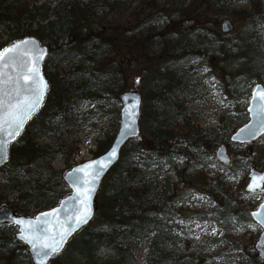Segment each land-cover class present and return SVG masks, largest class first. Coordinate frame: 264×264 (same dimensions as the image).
<instances>
[{"label":"trees","instance_id":"16d2710c","mask_svg":"<svg viewBox=\"0 0 264 264\" xmlns=\"http://www.w3.org/2000/svg\"><path fill=\"white\" fill-rule=\"evenodd\" d=\"M246 1L250 2L245 13L250 27L241 33L239 41L242 46L245 44L249 79L262 81L264 56L256 50L254 36L255 30L264 25V8L262 0ZM187 2L166 0L167 6L177 8L182 18ZM116 4L112 0L88 3L80 0L42 3L39 0H0V40L7 35V39L0 42V50L11 41L28 35L38 37L49 47L43 65L49 82L43 107L11 145L10 160L0 169V191L18 192L13 202L0 197V206L6 201L17 214L29 215V208L38 206L40 197L47 199L46 208L53 207L57 201L55 198L50 201V197L59 201L69 192L62 180L64 172L54 170L52 164L59 154L67 164L73 158L79 149L82 128L91 119L88 114L96 110L81 112L77 110L78 103L104 98L115 102V108L101 111L108 117L114 116L116 122L112 133L97 140L94 157L110 148L120 122V95L128 90L124 80L133 71L131 56L135 54L132 51L135 40L144 48L149 60H153L155 47L160 48L157 53L163 52L168 58L150 75L151 88L142 94L145 103L140 136L123 148L119 161L105 177L98 194L96 223L91 222L81 229L49 264H140L135 251L142 245H147L146 264L181 263L175 247L186 233L178 218L180 206L185 205L187 199L185 195L170 193L172 186L166 174L176 168L182 156H186L183 169L211 165L205 158L200 159L198 151L212 137L213 131L193 125L189 115V103L196 98L192 89L195 73L190 74L194 46L190 45L188 50L183 46L168 55L166 43L153 30L154 20L159 22L161 15L152 20V27L138 32L135 37L124 34L119 25L109 27L97 22L104 13L114 10ZM121 43L123 51H127L123 59V53L118 51ZM211 43L215 48L225 46L223 41ZM196 48L201 50L200 46ZM242 116L247 118L246 111ZM250 160L264 167V148L261 155ZM72 166L68 164L69 168ZM46 170L49 176L43 179ZM208 184L211 193L216 192L221 206H209L198 217L200 220L211 217L228 233L232 224L240 223L241 215L222 203L228 195L223 176ZM244 216L252 222L248 214ZM4 226L0 225V264H4L7 250L16 245L24 247L1 234ZM252 250L254 247L250 246L242 255L243 264H264V259L250 254ZM12 261L13 264H32L29 256L25 261Z\"/></svg>","mask_w":264,"mask_h":264},{"label":"rangeland","instance_id":"374dc122","mask_svg":"<svg viewBox=\"0 0 264 264\" xmlns=\"http://www.w3.org/2000/svg\"><path fill=\"white\" fill-rule=\"evenodd\" d=\"M45 1L49 0H39V3ZM80 1L88 3L92 0ZM112 1H116L117 7L104 13L103 18L98 19L97 22L106 23L109 27L119 25L124 34L135 37L138 32L142 33L148 27H152V20L161 15L159 22L154 20L153 25L156 26L153 30L166 43L165 48H167L168 55L183 46L187 50L190 49V45L195 48V52L192 53L194 59L190 74L195 73L192 89L196 98L189 103V115L193 125L203 130L213 131L212 137L203 143L198 151L202 157L200 159L203 161L205 158L211 165L206 168L203 164H196L197 168L195 169H183L186 156H182L176 168L166 174L168 177L166 180L172 186L170 193L175 196L185 195L187 199L186 204L180 206V218H178L180 227L186 231L183 239L175 247L176 255L182 259V262L178 264L245 263L242 255L248 247L253 246L254 250L250 254L257 255L255 243L261 232V227L253 220L252 222L245 220L244 215L248 214L251 217L250 212L258 207L264 197V188L253 193L246 190L250 170L255 168L264 171V167L260 166L259 162L255 163L250 160L251 157L261 155L264 139L261 138L248 145L230 142V136L235 130L248 121V117L244 119L242 112L247 109L252 88L258 82L257 79L248 77L247 60L244 57L245 44L242 42V46L239 41L241 33L250 27V23L245 17L250 2L246 0L239 2L234 0H188L187 4L183 6H186V10L183 11L184 17L182 18L177 8L167 6L166 0ZM262 5L264 8V0H262ZM158 12L161 13L158 14ZM225 19L230 20L233 25L229 32H224L221 27ZM169 27L170 29H168ZM254 37L257 41L255 42L256 50L264 56V25L255 30ZM5 39H7V35H3L0 42ZM212 41H223L225 46L224 48H215ZM196 46H200L201 50L197 51ZM122 47L123 43L120 44L118 51L123 53V59L127 51L124 52ZM154 49L153 60H149L144 48L138 40H135V46L132 49L135 54L131 56L133 71L124 80L125 88L137 90L142 94L151 88L148 82L150 75L168 59L163 52L157 53L160 48L155 47ZM262 82H264V73ZM143 102L145 103V100ZM77 107V110L81 112L96 110L93 114H88L91 119L82 128L79 149L68 162L69 165H76L93 158L97 140L112 133L116 122L114 116L108 117L101 112L115 108V102H111L108 98L82 101L78 103ZM91 131H94L93 134L88 135V132ZM223 144L227 146V154L230 158L228 165H224L216 156L218 149ZM66 162V159L59 154L52 164L53 169L65 172L71 168ZM48 176L49 170H46L43 179ZM219 176H223L228 185L225 184L228 195L222 203L231 207L234 213L241 215L240 223L232 224L228 233L211 217L205 220H200L198 217L199 213L209 206L214 207L216 204L221 206L217 200L216 192L211 193L208 184L215 183ZM166 180L162 179V182ZM17 194L18 192L11 189L0 191V197L4 196L5 200L9 202H13ZM54 198L57 204L56 197H50L49 200L54 201ZM46 200L40 197L37 200L40 204L31 206L28 214L34 215L48 209L45 207ZM6 201L3 203L5 204ZM97 202L98 196L96 205ZM95 223L94 220L91 224ZM197 224L200 227H197ZM213 228L217 230L216 235L210 234ZM15 233L16 229L13 230L10 225H5L1 230V234H5L11 239H14ZM146 250L147 245H142L135 251L140 264H146ZM27 257L26 247L16 245L11 250H7L3 261L4 264H13V259L20 262L25 261Z\"/></svg>","mask_w":264,"mask_h":264},{"label":"snow or ice","instance_id":"6c2138e0","mask_svg":"<svg viewBox=\"0 0 264 264\" xmlns=\"http://www.w3.org/2000/svg\"><path fill=\"white\" fill-rule=\"evenodd\" d=\"M44 54V50L39 48L36 41L28 39L0 50V137H3L0 139V161L7 158V145L19 135L24 123L41 106L47 87L39 68ZM252 100L255 107L249 111L260 119L261 127L264 128V88L258 85ZM137 107L138 105H133L129 109L126 105V115L133 122ZM116 155L117 150L113 148L107 158L89 161L68 173L70 177L73 173L77 174L73 180L76 195L70 198L77 203L63 218L59 215L60 209H53L52 212L41 214L43 221L40 217H37L35 223L19 219L15 221L20 226V239L31 245L41 264L49 255L59 252L72 232L88 222L91 217L90 201L95 191V182ZM262 186L264 175L253 173L248 191L261 189ZM251 215L264 227V204L260 206L259 211ZM197 227L200 225L197 224ZM210 234L216 235L217 230L213 228Z\"/></svg>","mask_w":264,"mask_h":264},{"label":"water","instance_id":"95a60500","mask_svg":"<svg viewBox=\"0 0 264 264\" xmlns=\"http://www.w3.org/2000/svg\"><path fill=\"white\" fill-rule=\"evenodd\" d=\"M222 30L224 32H229L232 30L233 25L231 23L230 20L225 19L222 22ZM34 40L36 41L37 45L39 46V48L43 49L45 54L43 57V60L40 61L39 64V68H40V75L43 78V80L46 83V91L44 94V98L42 100L41 106L36 110V112L31 116L30 119H28L24 125L23 128L21 129L19 135L22 133V131L25 129L26 125L28 124V122L40 111V109L43 107V104L45 102V98L49 89V82L48 79L46 78L44 71H43V64L49 54V47L47 45H43L42 42L40 41V39L34 35H28L25 36L23 38H19L14 40L13 42L9 43L8 45H6L5 47H10L13 43H16L18 41L21 40ZM3 47V48H5ZM2 48V49H3ZM1 49V50H2ZM260 86L261 88H264V83L262 82H258L254 85L252 91H251V97L249 100V106L247 107L246 111L248 114V122L244 125H242L241 127H239L230 137L231 142L237 143V144H251L253 142H255L256 140L260 139L263 135H264V128L261 127V121L258 117L255 116V114L253 112H250L249 109L255 107L253 100H252V96L254 91L256 90L257 86ZM120 101H121V105L122 108L120 110V124H119V128L117 131V134L115 136V139L112 143V145L110 146V148L104 152L103 154L85 160L81 163H78L77 165L73 166L72 168H70L69 170L65 171L62 177V180L64 181V183L67 185L68 189L70 190L69 194L62 197L59 201V203L54 206L53 208L47 209V210H43V211H39L38 213H36L34 216H26V215H19L17 214L10 206L8 205H2L0 207V224H9V225H15L17 227V232L15 234V239H17L18 241H20L21 243L25 244L27 246V252L31 258V261L33 264H41L40 259L37 257L35 251L32 249L31 245L28 244L25 240L20 239V226L17 225L15 223L16 220H24V221H32L33 223L36 222L37 217H40V220L43 221L44 217L41 216L42 213H49L52 212L53 209H60V217L63 218L65 215L68 214V212L76 205V201L71 200V197H74L76 195V189L73 186V180L76 178L77 174L73 173V176H69L68 173L72 172L73 169L89 162L92 160H98L101 158H107L108 153L115 148L117 150V155L114 159H112L111 163L108 165V167L102 171L99 175V178L96 180L95 182V191L92 193L91 195V201H90V205H91V217L90 219H88V222L81 225L79 228H77L74 232H72V234L70 236L67 237L66 242L63 244V247L59 250L58 253L55 254H51L49 255L44 261L43 264H49V262L58 254H60L67 246V244L69 243V241L73 238L74 235H76L83 227H85L86 225H88L89 223L92 222V220L94 219L95 215H96V207H95V200H96V196L99 192V189L101 187L102 181L105 178V176L107 175V173L113 168V166L119 161L120 156H121V152L123 150V148L125 147V145L137 138L140 133H141V116H142V102H143V96L141 94V92L137 91V90H127L125 92H123L120 95ZM126 105L127 107L130 109L133 105H138L137 109H136V115L134 118V122L131 118H129L126 115ZM128 125V127L126 128L125 125ZM244 131H241V130ZM18 135V136H19ZM15 137L14 140H11L10 143L7 145L6 147V156L7 158L5 160L0 161V168L2 166H4L10 159V148L12 143L17 139V137ZM3 137H0V139H2ZM217 159L219 161H221L222 163H224L225 165L230 163V158L228 157L227 154V147L226 145H221L220 148L217 151ZM253 173L259 174V175H264V171H260V170H256V169H251L250 173H249V183L251 182V175ZM82 175V174H80ZM248 183V185H249ZM248 185L246 187L247 191H248ZM264 186H262L261 189H263ZM261 189H257L255 191L252 192H256L258 190ZM250 192V191H249ZM264 204V197L262 202L258 205V207L255 210H252L250 215L254 212H257L260 210V206ZM253 221L258 224L261 227V232L258 236V239L255 243V249L258 253V256L261 260L264 259V227L261 226L260 222L254 218L251 215Z\"/></svg>","mask_w":264,"mask_h":264}]
</instances>
